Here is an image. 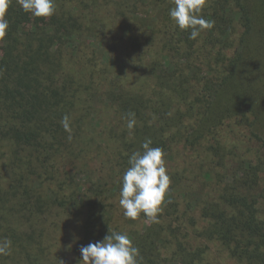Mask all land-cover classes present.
<instances>
[{
    "label": "trees",
    "instance_id": "1",
    "mask_svg": "<svg viewBox=\"0 0 264 264\" xmlns=\"http://www.w3.org/2000/svg\"><path fill=\"white\" fill-rule=\"evenodd\" d=\"M56 5L45 19L11 0L0 41V264H78L109 228L141 264H264V0H210L197 40L173 0ZM146 138L172 174L159 223L119 205Z\"/></svg>",
    "mask_w": 264,
    "mask_h": 264
},
{
    "label": "clouds",
    "instance_id": "2",
    "mask_svg": "<svg viewBox=\"0 0 264 264\" xmlns=\"http://www.w3.org/2000/svg\"><path fill=\"white\" fill-rule=\"evenodd\" d=\"M11 0H0V41H3L9 30L7 13ZM20 7L32 16L50 18L56 14V0H16ZM210 0H173L174 7L169 15L174 25L181 31L189 32L190 40H197L201 33L215 26L213 20L203 15ZM126 127L132 132L136 125L134 112L126 114ZM61 125L72 139L71 121L67 114ZM153 141L146 138L140 145L141 150L131 153L128 167L123 173L119 193V205L124 210V217L137 220L143 215L148 222L159 223L158 215L167 202L171 179L168 174L166 153L160 147H153ZM78 239V237H77ZM71 245H69V248ZM82 259L78 264H141L139 248L127 233L113 231L103 241L89 243L80 247ZM12 255V241L0 239V257Z\"/></svg>",
    "mask_w": 264,
    "mask_h": 264
},
{
    "label": "rangeland",
    "instance_id": "3",
    "mask_svg": "<svg viewBox=\"0 0 264 264\" xmlns=\"http://www.w3.org/2000/svg\"><path fill=\"white\" fill-rule=\"evenodd\" d=\"M102 115H103L102 117H103V119H104V118H105L104 116H106L107 114H106L105 112H103ZM107 119L110 120V119H109V115H107ZM86 122H89V125H90V126H97L98 123H99V122L95 121V119H94L93 116L88 117V118L86 119ZM99 125H100V123H99ZM103 128H104V127L101 125L100 130L103 129ZM178 158H179V157H178ZM179 161H181V159H178V161H177V163L179 164V166H178V167L175 166L173 169H175V170H180V171H186V170L189 169V168H186L187 166H185L184 163H181V162H179ZM175 162H176V161H175ZM170 165H173V164H170ZM166 166L168 167V162H167V165H166ZM185 173H186V172H185ZM171 175H172V174H170L169 176L171 177ZM205 192H206V187H204V185H202L201 182H200L199 187H197V188L195 189V194L192 195V197L190 196L189 198H190V199H193V200L198 199V198L202 199V198H203V195H204ZM255 194H256V191H255ZM65 236H66L67 239H72V238H73V237H69L67 231H65ZM66 242H68V240H67ZM70 258H72V257H70ZM70 258H69V259H70Z\"/></svg>",
    "mask_w": 264,
    "mask_h": 264
}]
</instances>
